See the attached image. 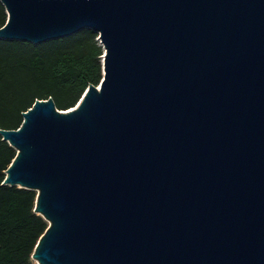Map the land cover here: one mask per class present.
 Masks as SVG:
<instances>
[{
    "label": "water",
    "instance_id": "1",
    "mask_svg": "<svg viewBox=\"0 0 264 264\" xmlns=\"http://www.w3.org/2000/svg\"><path fill=\"white\" fill-rule=\"evenodd\" d=\"M0 1V38L104 49L73 107L0 129L36 264H264V0Z\"/></svg>",
    "mask_w": 264,
    "mask_h": 264
},
{
    "label": "trees",
    "instance_id": "2",
    "mask_svg": "<svg viewBox=\"0 0 264 264\" xmlns=\"http://www.w3.org/2000/svg\"><path fill=\"white\" fill-rule=\"evenodd\" d=\"M7 19L0 1V27ZM98 33L83 28L41 43L0 38V129H16L35 99L73 107L103 77ZM16 150L0 134V264H36L31 254L48 223L34 211L36 191L3 184Z\"/></svg>",
    "mask_w": 264,
    "mask_h": 264
},
{
    "label": "rangeland",
    "instance_id": "3",
    "mask_svg": "<svg viewBox=\"0 0 264 264\" xmlns=\"http://www.w3.org/2000/svg\"><path fill=\"white\" fill-rule=\"evenodd\" d=\"M33 260V259H32ZM34 263H36L34 260H33Z\"/></svg>",
    "mask_w": 264,
    "mask_h": 264
}]
</instances>
